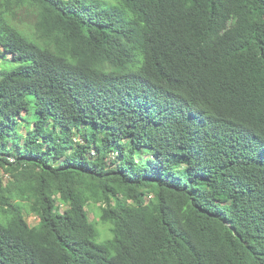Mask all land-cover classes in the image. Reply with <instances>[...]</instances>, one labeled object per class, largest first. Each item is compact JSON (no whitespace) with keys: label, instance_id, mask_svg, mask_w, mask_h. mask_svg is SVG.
<instances>
[{"label":"trees","instance_id":"trees-1","mask_svg":"<svg viewBox=\"0 0 264 264\" xmlns=\"http://www.w3.org/2000/svg\"><path fill=\"white\" fill-rule=\"evenodd\" d=\"M1 54L0 264H264V0H0Z\"/></svg>","mask_w":264,"mask_h":264},{"label":"rangeland","instance_id":"rangeland-1","mask_svg":"<svg viewBox=\"0 0 264 264\" xmlns=\"http://www.w3.org/2000/svg\"><path fill=\"white\" fill-rule=\"evenodd\" d=\"M12 59V55H0V69H6L11 70L15 68L16 63L10 61ZM26 119L34 120L33 116H27L25 113L23 114ZM25 121L23 120L21 122V125L19 126L18 132L20 135L24 136L27 134V129L25 127ZM65 208H63L64 210ZM88 209V215L90 220L93 223H97L99 227V231L101 232L100 237L96 239V242L98 244L104 243L106 240L112 238L111 233V225L109 224H103L100 220V214H101V203H91L87 207ZM26 219L29 222L31 226H37L40 222L38 216L36 214H26Z\"/></svg>","mask_w":264,"mask_h":264}]
</instances>
